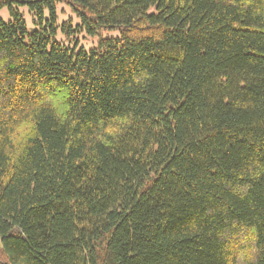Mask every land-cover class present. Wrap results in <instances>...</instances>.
I'll use <instances>...</instances> for the list:
<instances>
[{"label": "trees", "instance_id": "trees-1", "mask_svg": "<svg viewBox=\"0 0 264 264\" xmlns=\"http://www.w3.org/2000/svg\"><path fill=\"white\" fill-rule=\"evenodd\" d=\"M4 8L0 264H264V0Z\"/></svg>", "mask_w": 264, "mask_h": 264}, {"label": "rangeland", "instance_id": "rangeland-1", "mask_svg": "<svg viewBox=\"0 0 264 264\" xmlns=\"http://www.w3.org/2000/svg\"><path fill=\"white\" fill-rule=\"evenodd\" d=\"M19 12L22 13L24 16L27 29L29 31L33 30L34 28H37L32 22V17L28 13L27 9L25 8H19ZM0 16L4 21H9L10 17L8 15V11L6 8L0 11ZM48 16V14H47ZM56 23L58 24L57 29V40L60 41L65 47H68L70 49L75 48L76 50L84 49L85 51H89L91 48L95 47L97 44L98 37H90L85 36L81 32L80 34H76L70 41H68V38L65 36V34L62 32L61 27L64 23H70L72 27L76 28L80 25L79 19L76 17V15L70 10V8L64 4H59L56 8ZM118 36V31H103L101 33V37L103 38H115Z\"/></svg>", "mask_w": 264, "mask_h": 264}]
</instances>
